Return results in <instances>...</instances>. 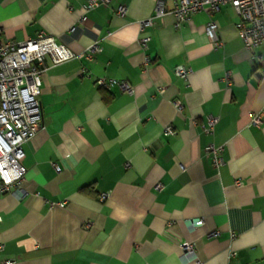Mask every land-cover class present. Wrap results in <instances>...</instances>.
Returning <instances> with one entry per match:
<instances>
[{
  "label": "crops",
  "instance_id": "crops-1",
  "mask_svg": "<svg viewBox=\"0 0 264 264\" xmlns=\"http://www.w3.org/2000/svg\"><path fill=\"white\" fill-rule=\"evenodd\" d=\"M87 1L0 0V41L43 33L78 53L102 47L91 60L42 72L44 126L21 159L27 194L0 196V260L264 264V44L245 48L229 5L177 26V0H163L167 12L146 30L142 50L139 22L158 0L84 11ZM210 20L218 47L205 32ZM177 66L188 68L187 78ZM98 78L125 80L133 93L100 88ZM255 112L261 124L250 121ZM209 117L217 121L206 132ZM210 144L219 148L218 167ZM196 219L203 223L193 226ZM183 242L193 254H183Z\"/></svg>",
  "mask_w": 264,
  "mask_h": 264
},
{
  "label": "built area",
  "instance_id": "built-area-1",
  "mask_svg": "<svg viewBox=\"0 0 264 264\" xmlns=\"http://www.w3.org/2000/svg\"><path fill=\"white\" fill-rule=\"evenodd\" d=\"M110 0H88L83 5L87 11L99 4H106ZM233 7L239 17L235 22L237 33L241 37L245 48L252 49L264 44V0H177L172 14L176 25L189 18L190 14L205 11L208 14L215 13L221 6ZM116 11L119 14L125 12V7L120 5ZM163 0H158L153 14L139 22L138 38L139 47L147 48L150 28L158 18L166 14ZM84 17H82V20ZM207 36L212 39L214 47H218L221 41L218 37V24L215 20L207 22L205 27ZM102 47L93 42L83 52H74L63 43H59L53 36L39 34L34 39L22 42L5 39L0 41V196L4 193H14L18 197H25L27 190L26 168L21 164L24 156L23 145L36 132L44 126V120L39 100L41 75L46 67L59 64L72 58H86L91 60L93 55L100 52ZM148 61V59L146 58ZM188 68L177 66L175 74L187 78ZM228 78V77H227ZM96 85L100 88L118 86L128 93H133V88L125 80L98 78ZM178 108L180 103L176 102ZM262 113L252 114L250 121L253 124L262 123ZM216 117L207 118L202 124L206 132H211L216 123ZM166 132L174 134V130L167 126ZM215 166L223 163L219 156V148L213 144L207 146ZM160 184L156 185L159 189ZM106 194H101L103 200ZM2 215L0 214V223ZM203 223L202 219L192 222L193 226ZM216 236L217 232H212ZM3 244L0 242V250ZM184 255L193 254V248L188 242L180 245ZM12 260H0V264H11Z\"/></svg>",
  "mask_w": 264,
  "mask_h": 264
}]
</instances>
